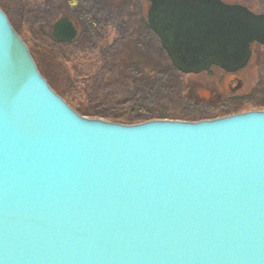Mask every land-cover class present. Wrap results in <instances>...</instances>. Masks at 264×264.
Masks as SVG:
<instances>
[{"label":"water","instance_id":"95a60500","mask_svg":"<svg viewBox=\"0 0 264 264\" xmlns=\"http://www.w3.org/2000/svg\"><path fill=\"white\" fill-rule=\"evenodd\" d=\"M147 22L184 75L264 47V14L222 0H150ZM77 36L53 25L57 43ZM0 264H264V111L84 117L0 9Z\"/></svg>","mask_w":264,"mask_h":264},{"label":"trees","instance_id":"16d2710c","mask_svg":"<svg viewBox=\"0 0 264 264\" xmlns=\"http://www.w3.org/2000/svg\"><path fill=\"white\" fill-rule=\"evenodd\" d=\"M93 6L90 0H0V8L16 32L23 34L24 25L27 33H38L43 35V38H48L46 41L53 51L54 58L65 52L60 51L63 44L52 40L48 28L55 18L63 14L69 16L79 29L78 38L72 44L80 37L85 40L83 46L75 53L98 51L99 65L88 77L83 78L86 103L81 101L74 104L75 110L81 115L107 117L128 125L155 119H207L209 112H196L187 107L181 74L173 67L161 43L154 47L160 56L154 60L155 54H148L144 47L131 44L130 40L124 42L125 30L129 27L122 26L123 19H115L102 10L97 13ZM14 19H18L20 23H15ZM141 21L146 29H150L147 20ZM108 27L113 28L117 34L114 43H107ZM34 42L38 41L34 39ZM43 46L41 43L39 47H31L30 52L35 61L36 52H43ZM121 49H127L129 53L118 58L117 52ZM116 61L121 66L119 69L115 65ZM121 68L130 69L131 75L122 77L124 73H118ZM77 74L82 76L81 71ZM171 101L180 104L181 109L174 112L169 110ZM259 106L264 108V97L261 98ZM240 108L242 106H235L226 112V115L237 113Z\"/></svg>","mask_w":264,"mask_h":264},{"label":"rangeland","instance_id":"374dc122","mask_svg":"<svg viewBox=\"0 0 264 264\" xmlns=\"http://www.w3.org/2000/svg\"><path fill=\"white\" fill-rule=\"evenodd\" d=\"M42 1V0H41ZM94 6L95 12L99 10L105 11L111 14L115 19H123L122 26L129 27L124 35L125 43L130 40L131 44L144 47V50L148 54H155L154 60L160 57L156 53L154 47L160 43L159 38L150 29H146L142 19L147 20V13L150 7V0H90ZM227 4H239L247 7L255 14H264V0H222ZM6 2V1H3ZM1 9V8H0ZM2 10V9H1ZM3 11V10H2ZM4 12V11H3ZM5 13V12H4ZM7 16V15H6ZM62 17L58 16L50 24L48 28L52 33L53 25ZM70 18V17H69ZM119 19V20H120ZM71 20V18H70ZM72 21V20H71ZM15 23H20L18 19H14ZM73 22V21H72ZM148 23V22H147ZM78 30L79 29L74 24ZM13 27V26H12ZM23 34L19 35L22 41L27 45L29 51L32 46H44L41 48L43 52H36L37 60L35 61L37 68L42 77L47 81L51 89L57 93L73 110H75L74 104L85 102V87L83 78L88 75L99 65L98 51L95 52H83L75 53L77 49H80L85 40L80 37L74 44H63L60 49L61 52H65L58 58H54L52 49L49 47V43L46 41L48 38H43L41 34H30L26 32V27ZM14 28V27H13ZM15 30V29H14ZM47 30V29H46ZM47 30V31H48ZM16 31V30H15ZM129 33V34H128ZM51 36V35H50ZM107 43H114L117 39V34L113 28H106ZM52 38V37H51ZM78 38V36H77ZM76 38V39H77ZM36 39L38 42H34ZM53 40V39H52ZM54 41V40H53ZM76 41V40H75ZM41 42V43H40ZM106 43V42H104ZM254 56L249 63L234 75H225V71L222 72L216 68L211 69L210 72H204L199 75H184L180 73L182 80V88L184 90L185 99L188 101L187 107L196 112H203L209 114L207 119L197 121L179 120L185 122H199L210 121L220 119L236 114H244L254 111H264V108L259 106V102L264 97V47H256L254 49ZM31 53V52H30ZM129 53L127 49H121L117 52L118 58L120 56H126ZM33 57V56H32ZM116 57V58H117ZM34 59V58H33ZM171 62V61H170ZM117 69H119V62H115ZM77 69V72H76ZM176 70V69H175ZM81 71L82 76L77 73ZM177 71V70H176ZM118 73L122 77L127 78L131 75L130 69L121 68ZM232 79H239L241 81V87L234 89L233 92L227 89L228 84L233 86L236 81L232 82ZM82 93V94H81ZM84 94V96H82ZM216 95H220V104L212 105L210 103H217ZM208 98V101L205 100ZM245 103L244 105H240ZM242 106L241 110L234 114H227L233 107ZM169 110L176 111L181 109V105L175 101H171L168 106ZM76 111V110H75ZM212 111V112H211ZM77 112V111H76ZM78 113V112H77ZM219 113V114H218ZM80 114V113H79ZM81 115V114H80ZM92 119H102L104 121L121 123L119 121H113L107 117H94L82 115ZM124 124V123H121ZM128 125V124H126Z\"/></svg>","mask_w":264,"mask_h":264},{"label":"flooded vegetation","instance_id":"af4514ba","mask_svg":"<svg viewBox=\"0 0 264 264\" xmlns=\"http://www.w3.org/2000/svg\"><path fill=\"white\" fill-rule=\"evenodd\" d=\"M149 26V25H148ZM150 28V27H149ZM259 45H257L256 43H254L253 45H252V47H251V51H252V55H251V59L253 58V56H254V49L256 48V47H258ZM259 47H262V46H259ZM250 59V60H251ZM213 68H216V69H218V70H220L218 67H212L211 69H213ZM211 69L208 71V72H210L211 71ZM222 72H224L223 70H221ZM239 71H241V70H238V71H236V72H232V73H228V72H224L225 73V75H234V74H237V73H239ZM207 72V73H208ZM233 81H236V83L235 84H233V86H231L230 84H228V86H227V89L229 90V91H231V92H233L234 91V89L236 90V89H239L240 87H241V81L239 80V79H235V80H233L232 79V82ZM216 100L218 101L217 103H208V104H212V105H216V104H220V102H222L221 101V97H220V95H216ZM205 100L206 101H208V98H205Z\"/></svg>","mask_w":264,"mask_h":264}]
</instances>
